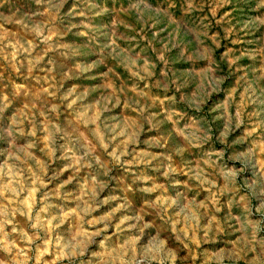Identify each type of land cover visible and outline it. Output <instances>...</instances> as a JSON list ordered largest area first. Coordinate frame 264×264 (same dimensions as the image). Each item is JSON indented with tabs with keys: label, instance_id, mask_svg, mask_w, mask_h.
Instances as JSON below:
<instances>
[{
	"label": "rangeland",
	"instance_id": "obj_1",
	"mask_svg": "<svg viewBox=\"0 0 264 264\" xmlns=\"http://www.w3.org/2000/svg\"><path fill=\"white\" fill-rule=\"evenodd\" d=\"M0 264H264V0H0Z\"/></svg>",
	"mask_w": 264,
	"mask_h": 264
},
{
	"label": "clouds",
	"instance_id": "obj_2",
	"mask_svg": "<svg viewBox=\"0 0 264 264\" xmlns=\"http://www.w3.org/2000/svg\"><path fill=\"white\" fill-rule=\"evenodd\" d=\"M101 146L102 147H104L105 148V150H106V148H107V146L106 145H104L103 143L101 144ZM114 154V153H113ZM172 169H171V165H169V171H171Z\"/></svg>",
	"mask_w": 264,
	"mask_h": 264
}]
</instances>
